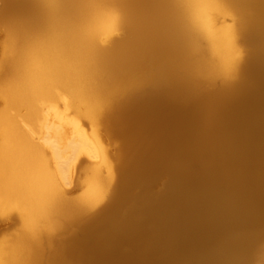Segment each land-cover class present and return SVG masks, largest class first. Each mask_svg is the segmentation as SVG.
Here are the masks:
<instances>
[{
    "label": "bare ground",
    "instance_id": "obj_1",
    "mask_svg": "<svg viewBox=\"0 0 264 264\" xmlns=\"http://www.w3.org/2000/svg\"><path fill=\"white\" fill-rule=\"evenodd\" d=\"M3 221L0 264H264V0H0Z\"/></svg>",
    "mask_w": 264,
    "mask_h": 264
},
{
    "label": "rangeland",
    "instance_id": "obj_2",
    "mask_svg": "<svg viewBox=\"0 0 264 264\" xmlns=\"http://www.w3.org/2000/svg\"><path fill=\"white\" fill-rule=\"evenodd\" d=\"M64 118H65V115H64ZM66 120H70V121H68V122H66ZM66 122V123H65ZM69 124V125H68ZM62 127H61V126ZM71 125V126H70ZM75 125V121H71V119H64V122H60V124L59 123H56L55 124V130L54 131H56V133L58 134L57 135V138L58 139H62L61 137H63L64 135V133L62 132L61 133V131H62V129H63V131L65 132V135H66V137L64 138V139H62V140H67V137H68V140L69 139H72L73 138V136H76L75 134H73V136H72V129H73V126ZM57 126H59V128L57 127ZM53 127V128H54ZM57 127V128H56ZM68 127V128H67ZM62 128V129H61ZM60 130L61 129V131L59 132L58 130ZM59 132V133H58ZM60 133H61V137H58L59 135H60ZM63 135V136H62ZM70 135V136H69ZM78 135V134H77ZM100 139H101V141L103 142V144H104V146H105V148H107L108 149V147L111 149L112 147H111V145L109 144V142L107 141V139H105V136H103V135H101L100 136ZM107 141V142H106ZM106 142V143H105ZM108 143V144H107ZM109 145V146H108ZM111 151H112V149H111ZM86 162H88V161H86ZM86 164V163H85ZM164 179H166L164 182H163V184L161 185V188L160 189H158L157 191H155V188H154V191L155 192H159V191H161V189H162V187H163V185L165 184V183H167L168 182V179L166 178V177H163L160 181H159V183H161V181H163ZM69 186H70V188L69 187H67L66 186V188H69L70 190L71 189H73V184H69ZM157 186V185H156ZM133 195L134 196H136L139 192H138V189H134L133 190ZM2 226V227H1ZM12 228H13V226L10 224V223H8V222H5V221H3V222H0V237L2 236V234H4V233H7V232H9L10 230H12ZM60 245H61V247H62V250L60 251V252H63L64 253V255L66 256V258L68 259V260H70V261H72L74 264H80L79 262H77L76 260H74L70 255H69V252H70V248H71V244L69 243V242H67V241H61L60 242Z\"/></svg>",
    "mask_w": 264,
    "mask_h": 264
},
{
    "label": "water",
    "instance_id": "obj_3",
    "mask_svg": "<svg viewBox=\"0 0 264 264\" xmlns=\"http://www.w3.org/2000/svg\"><path fill=\"white\" fill-rule=\"evenodd\" d=\"M166 179H164L163 181H161V183L158 182L157 186H155V191H157L158 189L161 188V185L163 184V182L165 181ZM154 189V188H153ZM263 239H264V233H263ZM264 241V240H263Z\"/></svg>",
    "mask_w": 264,
    "mask_h": 264
}]
</instances>
